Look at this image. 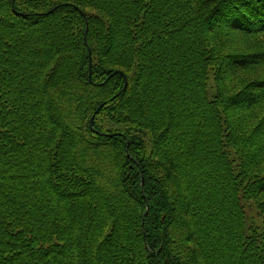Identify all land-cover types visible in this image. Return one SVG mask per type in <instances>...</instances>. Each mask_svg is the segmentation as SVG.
Returning <instances> with one entry per match:
<instances>
[{
    "label": "trees",
    "instance_id": "16d2710c",
    "mask_svg": "<svg viewBox=\"0 0 264 264\" xmlns=\"http://www.w3.org/2000/svg\"><path fill=\"white\" fill-rule=\"evenodd\" d=\"M0 264H264V0H0Z\"/></svg>",
    "mask_w": 264,
    "mask_h": 264
},
{
    "label": "rangeland",
    "instance_id": "374dc122",
    "mask_svg": "<svg viewBox=\"0 0 264 264\" xmlns=\"http://www.w3.org/2000/svg\"><path fill=\"white\" fill-rule=\"evenodd\" d=\"M236 47L238 48V46H236ZM239 47L241 49H244L243 48L244 47V43L240 42L239 43ZM257 75H258V73H256V72L237 73L238 78L240 80H242V81L238 80V83H237L238 88H243L248 81H251L253 79L254 80L257 79Z\"/></svg>",
    "mask_w": 264,
    "mask_h": 264
},
{
    "label": "water",
    "instance_id": "95a60500",
    "mask_svg": "<svg viewBox=\"0 0 264 264\" xmlns=\"http://www.w3.org/2000/svg\"><path fill=\"white\" fill-rule=\"evenodd\" d=\"M92 121H93V120H91V122H90V126H92Z\"/></svg>",
    "mask_w": 264,
    "mask_h": 264
}]
</instances>
